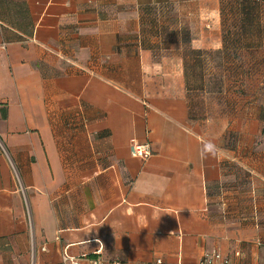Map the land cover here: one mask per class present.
Wrapping results in <instances>:
<instances>
[{
	"label": "crops",
	"instance_id": "1",
	"mask_svg": "<svg viewBox=\"0 0 264 264\" xmlns=\"http://www.w3.org/2000/svg\"><path fill=\"white\" fill-rule=\"evenodd\" d=\"M229 1L0 0V264H264V131L224 189L226 130L155 84L183 78L185 33L222 43Z\"/></svg>",
	"mask_w": 264,
	"mask_h": 264
},
{
	"label": "rangeland",
	"instance_id": "2",
	"mask_svg": "<svg viewBox=\"0 0 264 264\" xmlns=\"http://www.w3.org/2000/svg\"><path fill=\"white\" fill-rule=\"evenodd\" d=\"M248 30L249 33L253 35V40H251V37H248L249 41H251L249 44L255 45L251 50H256V55L254 56L256 67L248 68L247 66L249 58L252 56L249 55V51L247 54L245 53V58H241L242 60L234 56H231L230 59L226 58V67L229 71L224 72L225 82L228 84V86H226L227 88H224V91H220V93L195 95L197 101L201 103L202 106L204 105L201 111L204 115L201 120L210 127H212V124H215V126H217L216 130H218L219 127H221L223 131L226 130L224 135L225 147L230 153L232 151L234 153L237 151L240 153L237 157L233 154L235 155L234 158L231 155L226 159V168L229 176L232 177L231 179L234 181L224 184L223 188L229 189L236 186L238 189L237 183L241 182L244 191L249 187L248 181L253 175L247 167V163H249V159L251 158L249 155H243V153L245 149L251 147L255 148V146L262 144V142H260L262 141L261 139L255 136V138L252 136L250 137V135L260 130L264 131V119H261V121L259 120L257 124L255 122H250V124L246 123V121H249L251 117L257 114L259 116L264 115V41L258 42L257 27H252V29ZM207 46L211 49L218 47L215 45ZM243 51H245V49ZM212 61L209 59L206 65V73L209 77L218 79V56L213 58ZM175 81L171 82L160 78V80L158 79L155 81V84H157L158 88L164 85L171 87L172 91L176 92L177 89H180V86L178 83H174ZM252 151L254 152V150Z\"/></svg>",
	"mask_w": 264,
	"mask_h": 264
},
{
	"label": "trees",
	"instance_id": "3",
	"mask_svg": "<svg viewBox=\"0 0 264 264\" xmlns=\"http://www.w3.org/2000/svg\"><path fill=\"white\" fill-rule=\"evenodd\" d=\"M227 4H229L230 11L222 10L221 12L222 43L217 48L211 49L209 47H203L200 43L198 44L197 41L192 45L193 39L187 38L189 37L187 33L184 34V38L190 40L191 46L184 52L183 78H176L174 80H178L176 83L182 86L184 91L186 90V96L193 105V118H202L204 115L203 112H201L204 105L202 106V104L197 101L195 97L196 94L220 93V91H224V88H227L226 86H228V84L225 82L224 74V72L228 71L226 67V58L230 59L231 56H234L242 60L241 58H245V53L247 54L249 51V55L252 56L249 58L247 66L248 68L256 67V61L254 60L256 50L250 52L255 45L249 44V42H251L249 41V37L253 40V35L249 33L248 29L257 27V36L258 38L261 37L259 33H264V25L257 24L255 20L263 17L264 8L260 7L258 3L256 4L254 0H230ZM258 42H262V40L259 38ZM244 49L245 51H243ZM217 56L219 61L217 70L219 72L217 74L218 79H215L209 77L206 73V65L209 59L212 61L213 58ZM167 79L173 82L172 79ZM157 95L162 96V94ZM177 96H181V94ZM261 119H264V115L259 116L260 121Z\"/></svg>",
	"mask_w": 264,
	"mask_h": 264
},
{
	"label": "built area",
	"instance_id": "4",
	"mask_svg": "<svg viewBox=\"0 0 264 264\" xmlns=\"http://www.w3.org/2000/svg\"><path fill=\"white\" fill-rule=\"evenodd\" d=\"M152 153V148L151 145H136L133 148V152L132 154L134 156L143 158V159H148L149 156H151ZM242 256V252H236L234 254V258L235 259H240V257ZM235 259H233L230 256L227 255H223L220 252H210V254H206L203 257V260L199 263V264H236ZM64 262L68 263V264H81L79 259L76 260L74 258H70L67 255L64 256ZM95 264H103L101 261L97 260L96 262H94ZM114 264H119V263H114ZM158 264H162V261H159Z\"/></svg>",
	"mask_w": 264,
	"mask_h": 264
}]
</instances>
